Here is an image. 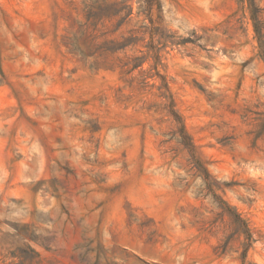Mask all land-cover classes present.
I'll list each match as a JSON object with an SVG mask.
<instances>
[{
  "label": "rangeland",
  "instance_id": "rangeland-1",
  "mask_svg": "<svg viewBox=\"0 0 264 264\" xmlns=\"http://www.w3.org/2000/svg\"><path fill=\"white\" fill-rule=\"evenodd\" d=\"M0 264H264V0H0Z\"/></svg>",
  "mask_w": 264,
  "mask_h": 264
},
{
  "label": "trees",
  "instance_id": "trees-1",
  "mask_svg": "<svg viewBox=\"0 0 264 264\" xmlns=\"http://www.w3.org/2000/svg\"><path fill=\"white\" fill-rule=\"evenodd\" d=\"M251 6H252L251 12H252V18H253L254 24H255V30L258 33V35H260V26H259L258 17H257V9L255 7H253L252 3H251ZM172 112H174V111H172ZM174 116H176L175 118L177 120H180V117L177 114L174 113ZM180 132H181V136H182V142L187 146H191L190 137L186 133L183 125H181Z\"/></svg>",
  "mask_w": 264,
  "mask_h": 264
}]
</instances>
